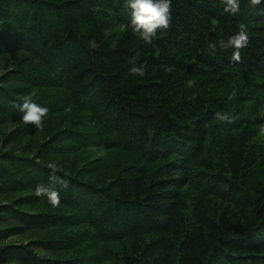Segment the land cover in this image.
I'll list each match as a JSON object with an SVG mask.
<instances>
[{
  "label": "trees",
  "instance_id": "obj_1",
  "mask_svg": "<svg viewBox=\"0 0 264 264\" xmlns=\"http://www.w3.org/2000/svg\"><path fill=\"white\" fill-rule=\"evenodd\" d=\"M224 7L172 0L149 45L126 0H0V264H264V2Z\"/></svg>",
  "mask_w": 264,
  "mask_h": 264
},
{
  "label": "clouds",
  "instance_id": "obj_2",
  "mask_svg": "<svg viewBox=\"0 0 264 264\" xmlns=\"http://www.w3.org/2000/svg\"><path fill=\"white\" fill-rule=\"evenodd\" d=\"M250 4L255 7L260 5L264 0H249ZM127 7L131 11V27L135 33L139 34L140 39L145 44H152L157 33L162 30H167L172 24V0H126ZM240 0H225L224 12L232 16L240 13ZM239 31L231 35L226 41H221L220 49H233L231 61L234 63L242 62L241 50L249 44V35L247 25L239 24ZM90 49H99L100 45L95 39L87 42ZM209 48L214 53L217 49L215 42L209 45ZM130 72L134 75L143 77L147 74V64L136 66L135 58L132 61ZM170 71V69H169ZM195 81L189 80L187 87L194 86ZM36 93L32 92L22 98L23 102L17 104L19 111L23 113L22 120L25 125H34L37 129H42L45 117L48 115V108L43 107L35 101ZM53 172L57 170L56 165H50ZM62 186L67 188L68 183L62 182ZM37 197H47L49 204L53 208H58L61 204L59 192L51 187L38 184L34 190Z\"/></svg>",
  "mask_w": 264,
  "mask_h": 264
},
{
  "label": "rangeland",
  "instance_id": "obj_3",
  "mask_svg": "<svg viewBox=\"0 0 264 264\" xmlns=\"http://www.w3.org/2000/svg\"><path fill=\"white\" fill-rule=\"evenodd\" d=\"M12 238H14L16 240H21L22 239V237H20V236H16V237H12Z\"/></svg>",
  "mask_w": 264,
  "mask_h": 264
},
{
  "label": "water",
  "instance_id": "obj_4",
  "mask_svg": "<svg viewBox=\"0 0 264 264\" xmlns=\"http://www.w3.org/2000/svg\"><path fill=\"white\" fill-rule=\"evenodd\" d=\"M189 68L191 69V64H189Z\"/></svg>",
  "mask_w": 264,
  "mask_h": 264
}]
</instances>
